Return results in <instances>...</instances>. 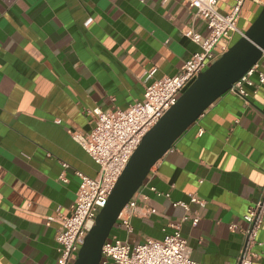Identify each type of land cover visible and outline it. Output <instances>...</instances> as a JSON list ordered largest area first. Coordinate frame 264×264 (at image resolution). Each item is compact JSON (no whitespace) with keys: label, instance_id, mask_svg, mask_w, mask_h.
Returning <instances> with one entry per match:
<instances>
[{"label":"crops","instance_id":"crops-1","mask_svg":"<svg viewBox=\"0 0 264 264\" xmlns=\"http://www.w3.org/2000/svg\"><path fill=\"white\" fill-rule=\"evenodd\" d=\"M259 7L246 2L241 27ZM188 30L209 34L182 0H0V264H56L77 172L99 170L72 132L93 129L94 108H127L150 80L176 74L199 49ZM246 90L224 94L175 142L135 194L132 231L117 222L113 236L136 245L181 223L194 260L237 261L243 216L264 188V85ZM258 240L253 264H264V222Z\"/></svg>","mask_w":264,"mask_h":264},{"label":"built area","instance_id":"built-area-1","mask_svg":"<svg viewBox=\"0 0 264 264\" xmlns=\"http://www.w3.org/2000/svg\"><path fill=\"white\" fill-rule=\"evenodd\" d=\"M247 1L236 0L232 10L223 13L217 8V0H182L196 18L205 21L209 29L207 36L194 30L184 33L199 49L183 62L176 74L150 80L141 100L124 109L102 110L96 107L90 112L94 116L93 129L90 132H72L73 140L94 159L99 170L94 177L77 172L81 182L75 205L69 215L61 218L62 225L56 236L59 244L56 264H72L77 258L82 241L95 224L96 216L106 205L116 181L143 136L177 102L181 93L199 74L220 58L237 37L245 34L240 20ZM252 1L260 6L264 5V0ZM154 72L155 69H151L146 74L151 77ZM260 85H264V50L258 63L235 82L229 92L247 96V86ZM64 166L67 167L68 164ZM62 178L67 180L64 176ZM134 198L135 196L118 218L120 225L129 232L132 231L131 219L136 208ZM190 198L191 202L201 206L206 204L196 193H190ZM174 205H181L189 210L188 203L184 201H178ZM243 219L247 223L242 230L244 245L237 261L232 264H253L258 257L255 247L260 244L258 235L264 222V188L260 198ZM187 220V216L182 218V222ZM198 220L199 216L196 215L192 223L195 225ZM171 226L174 231L164 239L148 238L136 245L115 236L112 239L109 237L103 246L102 264H201L191 256L187 239L182 234L181 223H173Z\"/></svg>","mask_w":264,"mask_h":264},{"label":"water","instance_id":"water-1","mask_svg":"<svg viewBox=\"0 0 264 264\" xmlns=\"http://www.w3.org/2000/svg\"><path fill=\"white\" fill-rule=\"evenodd\" d=\"M261 7L245 34L202 71L143 136L72 264H102L103 246L111 236L121 211L143 186L153 167L204 112L261 59L264 50V5Z\"/></svg>","mask_w":264,"mask_h":264},{"label":"rangeland","instance_id":"rangeland-1","mask_svg":"<svg viewBox=\"0 0 264 264\" xmlns=\"http://www.w3.org/2000/svg\"><path fill=\"white\" fill-rule=\"evenodd\" d=\"M247 2H248V1H247ZM249 2H250V0H249ZM251 7H254V5H252ZM259 9H262V7L260 6V7L258 8V10H259ZM250 20H251V19H249L248 23L246 24V26H245V30L250 26V23H249ZM115 231H116V227L113 228L112 233H111V236H110V239L113 238V235H114Z\"/></svg>","mask_w":264,"mask_h":264},{"label":"trees","instance_id":"trees-1","mask_svg":"<svg viewBox=\"0 0 264 264\" xmlns=\"http://www.w3.org/2000/svg\"><path fill=\"white\" fill-rule=\"evenodd\" d=\"M260 10L261 9H259L258 11H257V13H256V15H255V17L249 22L250 24L254 21V19L257 17V15H258V13L260 12ZM239 37H237L236 39H235V41L238 39ZM234 41V42H235Z\"/></svg>","mask_w":264,"mask_h":264}]
</instances>
